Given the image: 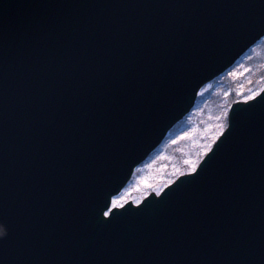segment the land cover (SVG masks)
Masks as SVG:
<instances>
[{
  "label": "water",
  "instance_id": "1",
  "mask_svg": "<svg viewBox=\"0 0 264 264\" xmlns=\"http://www.w3.org/2000/svg\"><path fill=\"white\" fill-rule=\"evenodd\" d=\"M263 36L264 0H0V264H264V84L194 169L112 204Z\"/></svg>",
  "mask_w": 264,
  "mask_h": 264
},
{
  "label": "rangeland",
  "instance_id": "2",
  "mask_svg": "<svg viewBox=\"0 0 264 264\" xmlns=\"http://www.w3.org/2000/svg\"><path fill=\"white\" fill-rule=\"evenodd\" d=\"M264 84V36L223 73L205 83L193 108L177 121L161 144L133 171L116 204L158 192L178 174L194 169L224 129L231 98L254 96ZM113 197V198H114Z\"/></svg>",
  "mask_w": 264,
  "mask_h": 264
},
{
  "label": "snow or ice",
  "instance_id": "3",
  "mask_svg": "<svg viewBox=\"0 0 264 264\" xmlns=\"http://www.w3.org/2000/svg\"><path fill=\"white\" fill-rule=\"evenodd\" d=\"M245 99L247 100L248 98L245 97ZM112 203H113V205L116 204V198L115 197L112 199ZM111 213H112L111 208H109L107 211H104V209L101 208V218H103L105 216H110ZM9 235H10V226H9L8 221L4 218H0V246L4 245L7 238L9 237Z\"/></svg>",
  "mask_w": 264,
  "mask_h": 264
},
{
  "label": "trees",
  "instance_id": "4",
  "mask_svg": "<svg viewBox=\"0 0 264 264\" xmlns=\"http://www.w3.org/2000/svg\"><path fill=\"white\" fill-rule=\"evenodd\" d=\"M234 100H236V98H231V101H234Z\"/></svg>",
  "mask_w": 264,
  "mask_h": 264
},
{
  "label": "bare ground",
  "instance_id": "5",
  "mask_svg": "<svg viewBox=\"0 0 264 264\" xmlns=\"http://www.w3.org/2000/svg\"><path fill=\"white\" fill-rule=\"evenodd\" d=\"M121 193V192H120Z\"/></svg>",
  "mask_w": 264,
  "mask_h": 264
}]
</instances>
